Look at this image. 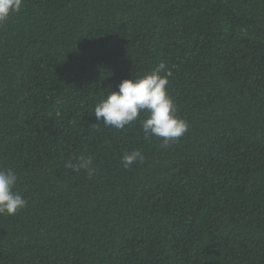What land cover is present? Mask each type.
I'll use <instances>...</instances> for the list:
<instances>
[{
  "label": "trees",
  "instance_id": "16d2710c",
  "mask_svg": "<svg viewBox=\"0 0 264 264\" xmlns=\"http://www.w3.org/2000/svg\"><path fill=\"white\" fill-rule=\"evenodd\" d=\"M160 62L181 138L96 120ZM0 168L28 201L0 215V264H264V0H23L0 22Z\"/></svg>",
  "mask_w": 264,
  "mask_h": 264
},
{
  "label": "clouds",
  "instance_id": "9594fccd",
  "mask_svg": "<svg viewBox=\"0 0 264 264\" xmlns=\"http://www.w3.org/2000/svg\"><path fill=\"white\" fill-rule=\"evenodd\" d=\"M22 3L23 0H0V22L11 13L18 12ZM168 83L164 62L142 75L123 79L117 85V90H109L106 98L95 105V118L118 130L139 120L145 138H160L162 147L167 148L170 143L181 138L188 128L187 121L177 115L174 101L168 95ZM142 113L145 114L144 118L139 119ZM143 160L142 152L135 149L121 157L126 168ZM76 161H68L65 166L73 171H86L91 178L95 172L92 157L80 156ZM17 179L14 169L0 168V215H14L28 203L14 190Z\"/></svg>",
  "mask_w": 264,
  "mask_h": 264
}]
</instances>
